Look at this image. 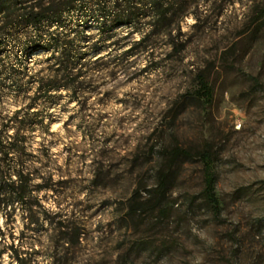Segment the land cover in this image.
Returning a JSON list of instances; mask_svg holds the SVG:
<instances>
[{
  "label": "rangeland",
  "instance_id": "rangeland-1",
  "mask_svg": "<svg viewBox=\"0 0 264 264\" xmlns=\"http://www.w3.org/2000/svg\"><path fill=\"white\" fill-rule=\"evenodd\" d=\"M166 1L169 23L151 47L167 59L155 70L146 54L115 65L150 30L146 16L107 28L89 3L49 25L83 54L75 92H38L51 52L24 51L32 30L9 29L0 129L11 134L20 110L14 160L31 180L24 201L0 211V264H264V0ZM174 147L210 153L216 217L201 162L172 163ZM164 175V194L149 193Z\"/></svg>",
  "mask_w": 264,
  "mask_h": 264
},
{
  "label": "trees",
  "instance_id": "trees-1",
  "mask_svg": "<svg viewBox=\"0 0 264 264\" xmlns=\"http://www.w3.org/2000/svg\"><path fill=\"white\" fill-rule=\"evenodd\" d=\"M92 3L93 16L92 19L100 22L108 19L111 25L107 28L127 25L129 27L135 25L141 17L149 18L148 26L150 30L140 32L137 41H132L128 48L115 58V65L120 66L136 54L144 55L149 60V65L154 70L160 66L161 62L166 61L164 55L162 59L155 60L151 47L152 38L159 36L158 28L166 27L169 23L168 14L171 11L170 3L166 0H0V21L5 19V23L0 26V53L4 49L7 42V35H11L9 29L15 26L29 28L33 33L29 35V40L22 47L25 51L29 49L33 51L51 52L52 61L55 69L52 74L37 79L38 92L47 95L50 90L58 87L68 91L75 92L77 88L76 82L82 76L79 71L74 72L75 66L83 59V54L75 51L73 39H68V35L58 32L57 30L49 31V25H61L63 13L74 9L80 10L85 5ZM109 5L111 10H120L122 13H114L108 16L106 7ZM10 9L12 10L10 12ZM110 10V11H111ZM16 13H18L16 15ZM9 23V28L8 24ZM5 25V26H4ZM164 37H170V33L163 31ZM154 36V37H153ZM155 39V38H154ZM120 48L119 46L117 47ZM99 51V49H95ZM96 57V56H94ZM96 60V59H95ZM199 90L204 96H209V88L203 78L198 77ZM40 96V95H39ZM76 98V97H71ZM30 105L27 111L32 109ZM20 110L16 111L11 117L19 126L13 130L11 134L0 129V211L12 205L14 202H23L28 193V184L30 182L28 169L23 165L22 161H15L14 155L18 154L20 146H22L25 137L22 132L21 123L25 120L19 119ZM168 160L175 162L176 160H192L196 157L202 164V196L204 202L211 209L213 216L219 214V202L214 190V174L212 172L211 155L208 150L204 149L197 153H192L188 149L178 147L171 148L165 152ZM167 176L164 175L154 191L158 195H163L167 184ZM140 188L134 190V195H138ZM135 205H129L128 215L135 214ZM2 235L0 229V236ZM3 252H0V257Z\"/></svg>",
  "mask_w": 264,
  "mask_h": 264
}]
</instances>
